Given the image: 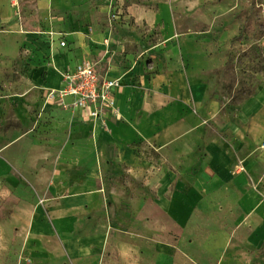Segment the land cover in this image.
Segmentation results:
<instances>
[{"label":"crops","instance_id":"1","mask_svg":"<svg viewBox=\"0 0 264 264\" xmlns=\"http://www.w3.org/2000/svg\"><path fill=\"white\" fill-rule=\"evenodd\" d=\"M123 5L0 0V22L34 35V46L50 56L46 89L59 87L62 72L83 60L102 76L121 79L118 118L105 129L93 127L89 136L67 138L57 158L64 155V165L51 173L57 202L49 207L50 218L78 221L63 244L80 256L114 246L120 264H141L147 255L156 264L170 262V247L178 248L186 264H264V251L258 250L264 246V200H236L244 186L235 183L253 175L247 159L196 121L193 105L202 100L201 88L180 67L186 57L182 34L167 28L165 37L153 41L152 29L170 16L150 4ZM127 18L137 29L122 21ZM49 32L56 39L52 45ZM162 113L167 118L161 122ZM136 142L151 144L158 158L148 160ZM106 173L142 181L146 197L133 194L126 201L129 211L123 210L125 195Z\"/></svg>","mask_w":264,"mask_h":264},{"label":"rangeland","instance_id":"2","mask_svg":"<svg viewBox=\"0 0 264 264\" xmlns=\"http://www.w3.org/2000/svg\"><path fill=\"white\" fill-rule=\"evenodd\" d=\"M123 1V6L150 4L170 16L152 29L156 36L152 40L165 37L167 28L182 34L186 57L180 67L201 88L202 100L193 105L196 121L203 123L208 135L223 137L247 159L253 175L235 183L244 186L236 190V200H264V0ZM122 21L137 29L132 19ZM8 26L0 22V264H120L111 245L93 256L69 250L63 241L70 239L72 224L78 221L53 223L48 212L57 202L50 188L51 173L64 165L65 156L57 158L67 138L89 136L98 124L105 129L119 114L97 122H73L68 110L52 108L45 96L50 56L34 46V35L26 37L23 28ZM166 118L162 113L161 122ZM135 146L148 160L158 158L151 144ZM110 175L106 173L111 185L125 195L123 210L133 194L146 197L142 181H130L125 173ZM122 221L118 219V224ZM258 250L263 253L264 246ZM169 252L170 262L164 264H186L177 247ZM147 257L141 264H156L151 255Z\"/></svg>","mask_w":264,"mask_h":264},{"label":"built area","instance_id":"3","mask_svg":"<svg viewBox=\"0 0 264 264\" xmlns=\"http://www.w3.org/2000/svg\"><path fill=\"white\" fill-rule=\"evenodd\" d=\"M48 34L52 45L55 42L53 32ZM59 43L66 45L64 40ZM61 81L59 87L46 90V101L68 110L73 120L97 122L118 112L116 92L121 79L102 76L93 62L83 60L74 69H66Z\"/></svg>","mask_w":264,"mask_h":264}]
</instances>
